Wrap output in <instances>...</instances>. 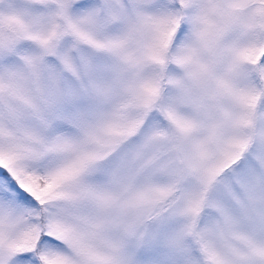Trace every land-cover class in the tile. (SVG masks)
<instances>
[{"label":"snow or ice","instance_id":"snow-or-ice-1","mask_svg":"<svg viewBox=\"0 0 264 264\" xmlns=\"http://www.w3.org/2000/svg\"><path fill=\"white\" fill-rule=\"evenodd\" d=\"M0 264H264V0H0Z\"/></svg>","mask_w":264,"mask_h":264}]
</instances>
